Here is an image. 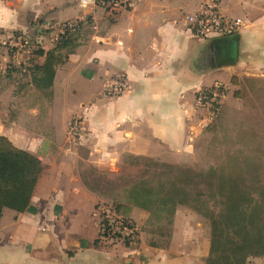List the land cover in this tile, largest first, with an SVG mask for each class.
<instances>
[{
    "label": "crops",
    "instance_id": "crops-1",
    "mask_svg": "<svg viewBox=\"0 0 264 264\" xmlns=\"http://www.w3.org/2000/svg\"><path fill=\"white\" fill-rule=\"evenodd\" d=\"M205 1L135 0L133 9L110 15L97 2L83 8L80 0H0V38H35L36 22L43 28L84 22L49 91L38 89L22 65L0 76V136L44 168L29 209L4 212L0 264H182L172 250L142 238L135 246L102 241L95 212L105 201L77 167L79 149L99 169L126 157L192 162L217 119L199 107L198 94L216 84L229 87L219 116L264 128V0H217L222 14L243 20L233 66L224 64L226 46L186 27V17ZM44 33L41 47L22 59L30 67L43 66L55 48L53 32ZM116 75L131 89L105 97V84ZM76 117L83 136L72 148L64 134ZM182 215L178 209L175 219Z\"/></svg>",
    "mask_w": 264,
    "mask_h": 264
},
{
    "label": "trees",
    "instance_id": "trees-1",
    "mask_svg": "<svg viewBox=\"0 0 264 264\" xmlns=\"http://www.w3.org/2000/svg\"><path fill=\"white\" fill-rule=\"evenodd\" d=\"M76 37L58 42L48 52L43 66L32 65L33 61H28L32 66L28 65L24 74L32 75L38 89L50 90L55 67L76 49ZM64 51L65 54L62 53ZM37 53L43 55L42 51L34 52ZM150 163L151 168L162 170L154 175L156 183L145 178L131 181V186L125 190L129 204L149 212L151 216H161V220L169 225L180 206L191 207L208 218L211 240L207 264H246L251 258L264 257V192L241 189L239 180L234 179L230 182L221 179L222 182L214 185V179L218 177L215 174L202 175L191 168ZM43 170L38 157L0 136V225L5 210L21 214L29 209ZM206 179L208 183L203 190L200 185ZM107 185V191H101L98 184L95 187L87 184L101 198L117 200L118 195ZM212 201L220 206L217 214L209 208L208 203ZM115 210L119 213L118 208Z\"/></svg>",
    "mask_w": 264,
    "mask_h": 264
},
{
    "label": "rangeland",
    "instance_id": "rangeland-1",
    "mask_svg": "<svg viewBox=\"0 0 264 264\" xmlns=\"http://www.w3.org/2000/svg\"><path fill=\"white\" fill-rule=\"evenodd\" d=\"M38 47L41 45H36L33 51ZM62 53L65 54L66 51ZM15 64H11L10 68H16ZM219 117L204 136L197 148L196 159L192 162L157 163L172 165L174 168H191L195 173L202 175L215 174L218 177L217 180L214 179V185L222 180L226 182L239 180L241 189L255 193L264 192V128L258 130L252 120L245 122L234 118L229 123L226 114ZM76 119L79 118L76 117L71 122ZM70 123L64 139L67 146L73 148L74 144L81 140L83 131L78 139H72ZM79 154L81 160L77 171L82 179L91 187L98 184L101 191H107L108 183L107 188L115 191L119 198L117 200L103 198L105 201L103 204L118 208L117 214L137 228L129 245H138L142 238L151 247L172 250V254L176 259H180L182 264H207L211 240V223L208 218L191 207L180 206L177 210H182L184 215L178 217V220L174 217L173 223L169 225L167 221L161 220V216H151L149 212L134 207L127 201L125 190L131 186V181L136 182L145 178L151 179L153 184L156 183L154 175L162 170L149 166L150 162L155 161L126 157L122 163L111 166L102 164L103 169H99L85 161L88 157L86 151L79 149ZM207 183V179L203 180L200 188L205 190ZM208 204L215 214L220 211L219 204H215L214 201ZM246 264H264V257L251 258Z\"/></svg>",
    "mask_w": 264,
    "mask_h": 264
},
{
    "label": "built area",
    "instance_id": "built-area-1",
    "mask_svg": "<svg viewBox=\"0 0 264 264\" xmlns=\"http://www.w3.org/2000/svg\"><path fill=\"white\" fill-rule=\"evenodd\" d=\"M96 2L110 15H117L122 11L131 10L135 6V0H80L83 8ZM83 26L84 22L82 20L52 24L46 28L36 22L33 27V31L36 32L35 38L28 33L0 38V75H6L9 71L15 70V68H10L13 63H16L15 67L22 65L23 72H26L28 64L22 59L25 55L32 54L35 46L42 43L45 36L44 31L53 32L51 43L57 44L62 40L77 36ZM242 26V19L230 18L222 14L217 0H206L197 14L186 17L188 30L193 36L202 40L235 36ZM95 29L96 27H94ZM130 89L131 86L128 84L127 78L123 75H116L105 84L103 95L109 98L120 96ZM228 91L229 87L222 84H216L209 89L202 90L198 94L199 107L209 108L211 117L213 119L218 118L222 102ZM69 128L72 139L76 140L82 135L83 126L80 119L71 122ZM95 216L99 220V236L102 241L128 244L131 241V237L137 232V228L131 222L121 218L115 208L109 204H99L96 208Z\"/></svg>",
    "mask_w": 264,
    "mask_h": 264
},
{
    "label": "water",
    "instance_id": "water-1",
    "mask_svg": "<svg viewBox=\"0 0 264 264\" xmlns=\"http://www.w3.org/2000/svg\"><path fill=\"white\" fill-rule=\"evenodd\" d=\"M214 44L227 47L228 53L224 62L226 66H233L236 64L239 44V37L237 35L228 38L216 39Z\"/></svg>",
    "mask_w": 264,
    "mask_h": 264
}]
</instances>
